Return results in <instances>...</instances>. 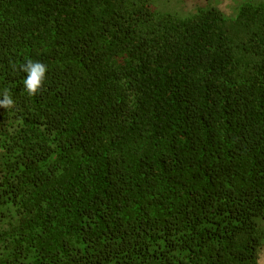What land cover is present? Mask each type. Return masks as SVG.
I'll use <instances>...</instances> for the list:
<instances>
[{
	"label": "trees",
	"instance_id": "obj_1",
	"mask_svg": "<svg viewBox=\"0 0 264 264\" xmlns=\"http://www.w3.org/2000/svg\"><path fill=\"white\" fill-rule=\"evenodd\" d=\"M171 2L0 0V264H258L264 0Z\"/></svg>",
	"mask_w": 264,
	"mask_h": 264
},
{
	"label": "rangeland",
	"instance_id": "obj_2",
	"mask_svg": "<svg viewBox=\"0 0 264 264\" xmlns=\"http://www.w3.org/2000/svg\"><path fill=\"white\" fill-rule=\"evenodd\" d=\"M248 1L255 0H213L214 4L217 5L224 14H228L233 8V5L237 6ZM204 4L205 0H173V2H171V7L172 9L181 7L184 11H187ZM258 264H264V248L259 254Z\"/></svg>",
	"mask_w": 264,
	"mask_h": 264
},
{
	"label": "clouds",
	"instance_id": "obj_3",
	"mask_svg": "<svg viewBox=\"0 0 264 264\" xmlns=\"http://www.w3.org/2000/svg\"><path fill=\"white\" fill-rule=\"evenodd\" d=\"M40 75H41V69L37 66V68H35L31 73L30 80L26 81V83L29 84L31 89L34 90L35 87L38 85Z\"/></svg>",
	"mask_w": 264,
	"mask_h": 264
}]
</instances>
